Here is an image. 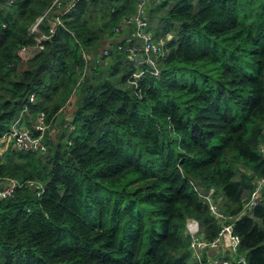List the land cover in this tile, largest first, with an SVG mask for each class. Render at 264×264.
<instances>
[{
    "label": "trees",
    "instance_id": "1",
    "mask_svg": "<svg viewBox=\"0 0 264 264\" xmlns=\"http://www.w3.org/2000/svg\"><path fill=\"white\" fill-rule=\"evenodd\" d=\"M55 2L0 0V137L21 113L29 129L39 113L53 126L64 114L45 153L0 144V185L44 188L0 202V264H195L187 222L208 241L219 230L199 194L212 189L237 216L264 179V0L153 5L158 77L127 60L140 42L115 34L137 0ZM41 18L46 34L60 24L22 63ZM82 53L90 68L76 87ZM259 198L233 226L247 264H264V186Z\"/></svg>",
    "mask_w": 264,
    "mask_h": 264
},
{
    "label": "built area",
    "instance_id": "2",
    "mask_svg": "<svg viewBox=\"0 0 264 264\" xmlns=\"http://www.w3.org/2000/svg\"><path fill=\"white\" fill-rule=\"evenodd\" d=\"M13 2L14 0H6L8 5H11ZM159 3H161V0H137L134 14L122 18L118 28L115 29V34L120 38L130 36L131 39H136L140 42L138 47L124 49L127 52V60L129 62H138L136 61V56H141L140 64L146 65L154 77L159 76L157 62L164 54L165 41L153 39L149 31L146 15L153 5ZM55 4L59 6L57 0ZM41 21L42 18L32 30V34L37 35L35 45L33 47H23L17 51V57L22 63H27L38 52L43 50L42 43L52 37L55 32V27L60 24L58 18H56V25L50 27L46 34L45 32H40L38 29V24ZM169 39L170 37L167 38V40ZM117 50H123L122 46H117ZM107 54V51L103 52V56H107ZM82 58L85 61V65L78 71L76 87L84 81V77L90 68V65L86 62L89 57L85 53H82ZM142 75L143 71L137 70L131 74V78L135 82ZM32 100L33 96L30 97V102ZM21 119L22 116L15 122L11 131H7L0 137V144L7 139H11L13 141V147L17 151L45 153L46 146L44 145V137L46 135L53 136L54 133V130L50 129L46 123L45 115L43 113L37 114L32 129L27 128L22 121L23 119ZM260 152L264 154V147L260 148ZM255 184L256 188L249 201L237 216L225 215L220 211L218 203L213 199L214 191L212 189L207 194H199L203 198L208 213L218 225L219 230L216 237L208 241L201 235L199 225L196 221L191 220L187 222L186 232L190 238V257L195 264H247L245 254L239 253L241 240L234 233L233 226L245 212H248L260 202L259 195L264 186V179L255 180ZM21 188L31 190L34 196L36 195V198H40L44 190L43 185L35 181L18 182L12 179H5L4 183L0 185V201L12 197L13 193ZM208 252L215 253V256L207 257L204 260L203 255Z\"/></svg>",
    "mask_w": 264,
    "mask_h": 264
},
{
    "label": "rangeland",
    "instance_id": "3",
    "mask_svg": "<svg viewBox=\"0 0 264 264\" xmlns=\"http://www.w3.org/2000/svg\"><path fill=\"white\" fill-rule=\"evenodd\" d=\"M40 20V19H39ZM38 20V21H39ZM37 24V23H36ZM36 24L35 25H33L32 26V28L30 29V33H32V30H33V28L36 26ZM168 37H170V36H168ZM167 37V38H168ZM171 38V37H170ZM140 69H138V71H139ZM135 73V72H134ZM33 101V100H32ZM29 102H30V99H29ZM21 116H22V113L19 115V117L13 122V124L11 125V127L9 128V130L8 131H11V129H12V127H13V125L15 124V122L19 119V118H21ZM63 116H64V114H63ZM63 116L61 115V114H59V116H58V121H57V124L56 125H54L53 126V124H51V125H49V128L50 129H53L54 130V133H53V136L52 137H54V136H57V135H60V131H61V128H60V123H62V122H64L63 121ZM36 117H37V115L35 116V119H36ZM65 117H67V115H65ZM35 119H34V121L32 122V124H34V122H35ZM22 120V119H21ZM23 121V120H22ZM23 123H24V125H25V122L23 121ZM67 124H64V125H62V128H64L65 126H66ZM69 125V124H68ZM26 126V125H25ZM52 126V127H51ZM68 128H69V130H72L71 128H70V126H68ZM10 140V142L12 143V145H13V141L11 140V139H9ZM56 140V139H55ZM43 193H44V190H43ZM43 193H42V195H43ZM13 195H14V193H13ZM13 195H12V197H13ZM41 195V196H42ZM36 196V195H35ZM40 196V197H41ZM12 197H10V198H12ZM213 197H214V195H213ZM7 199H9V198H7ZM3 200H6V199H3ZM2 201V200H1ZM0 201V202H1ZM190 262H192V261H190Z\"/></svg>",
    "mask_w": 264,
    "mask_h": 264
},
{
    "label": "crops",
    "instance_id": "4",
    "mask_svg": "<svg viewBox=\"0 0 264 264\" xmlns=\"http://www.w3.org/2000/svg\"><path fill=\"white\" fill-rule=\"evenodd\" d=\"M125 38V36L122 38V39H124ZM102 56H103V53H102ZM99 61H100V59H99ZM97 62H98V60H97ZM139 62V64H140V61H138ZM138 70V69H137ZM62 115V114H61ZM63 116V115H62ZM57 121H58V118H57ZM213 256H215V253H213V252H208L207 254H204L203 255V258H204V260L207 258V257H213ZM191 258V257H190ZM191 261L192 262H194L193 261V259L191 258Z\"/></svg>",
    "mask_w": 264,
    "mask_h": 264
},
{
    "label": "water",
    "instance_id": "5",
    "mask_svg": "<svg viewBox=\"0 0 264 264\" xmlns=\"http://www.w3.org/2000/svg\"><path fill=\"white\" fill-rule=\"evenodd\" d=\"M136 61H141V56H136Z\"/></svg>",
    "mask_w": 264,
    "mask_h": 264
}]
</instances>
